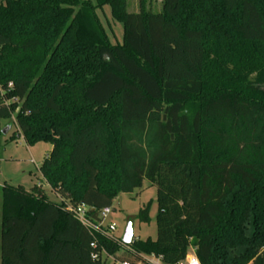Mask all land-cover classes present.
Here are the masks:
<instances>
[{"label": "trees", "instance_id": "1", "mask_svg": "<svg viewBox=\"0 0 264 264\" xmlns=\"http://www.w3.org/2000/svg\"><path fill=\"white\" fill-rule=\"evenodd\" d=\"M125 1L0 0V121L15 113L27 146H52L39 172L60 198L0 188V264H177L191 249L200 264H264V0ZM145 181L156 238L129 250L65 211L96 220Z\"/></svg>", "mask_w": 264, "mask_h": 264}, {"label": "rangeland", "instance_id": "2", "mask_svg": "<svg viewBox=\"0 0 264 264\" xmlns=\"http://www.w3.org/2000/svg\"><path fill=\"white\" fill-rule=\"evenodd\" d=\"M80 2L86 0H78ZM91 5H96L95 0H89ZM163 0H142L144 10L159 13L162 10ZM126 11L137 13L140 7V0H126ZM95 16L106 34L108 43L112 46L123 44V26L114 19L109 5L94 8ZM8 87H11L9 85ZM1 95V89H0ZM20 107H17V111ZM16 111V112H17ZM14 113L9 120L0 121V132L6 127L9 128L6 135L0 138V188L3 185L22 186L24 190L30 191L32 188L38 190L51 202L59 203L60 198L46 185L41 177L39 168L44 159L50 153L52 146L48 143H37L33 147L25 144L24 136L19 130ZM151 202L149 211V224H140L136 216L140 209ZM112 212L107 223H112L116 227L114 237L122 238L128 223L132 225L133 239L145 240L156 238V190L148 182H144L141 189L135 190L131 194H118L111 204ZM247 236L251 235L250 226ZM194 254V250H189V255ZM120 254H118L119 256ZM105 264H121L113 258H108ZM158 264H161L158 262ZM251 264V263H249Z\"/></svg>", "mask_w": 264, "mask_h": 264}, {"label": "built area", "instance_id": "3", "mask_svg": "<svg viewBox=\"0 0 264 264\" xmlns=\"http://www.w3.org/2000/svg\"><path fill=\"white\" fill-rule=\"evenodd\" d=\"M65 211L70 213L76 220H78L91 234L94 238L96 236L112 239L120 244L125 249H128V245H123L121 242V238L114 237V233L116 232V227L112 223H107L108 217L110 216L112 209L111 207H104L100 211H98L97 219H91L88 214L90 213L89 207L79 204L76 206L73 205H66ZM90 248L95 249L96 243L93 241L90 244ZM102 259L106 257L105 253L102 251ZM92 259L97 260L99 255L97 253L92 254ZM146 262L148 264H158L160 262L159 258L145 257ZM161 263V262H160ZM121 264H130L128 262H122ZM177 264H200L194 254L187 255L186 258L177 263Z\"/></svg>", "mask_w": 264, "mask_h": 264}, {"label": "water", "instance_id": "4", "mask_svg": "<svg viewBox=\"0 0 264 264\" xmlns=\"http://www.w3.org/2000/svg\"><path fill=\"white\" fill-rule=\"evenodd\" d=\"M8 130H9L8 127L3 129L1 131L2 135H6ZM132 240H133L132 225H131V223H128L125 230H124L123 236L121 238V242L123 245H130L132 243Z\"/></svg>", "mask_w": 264, "mask_h": 264}]
</instances>
